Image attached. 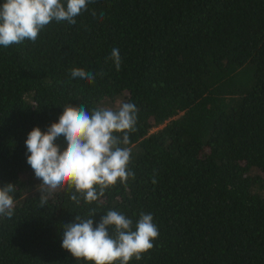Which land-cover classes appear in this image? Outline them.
<instances>
[{
	"label": "trees",
	"instance_id": "trees-1",
	"mask_svg": "<svg viewBox=\"0 0 264 264\" xmlns=\"http://www.w3.org/2000/svg\"><path fill=\"white\" fill-rule=\"evenodd\" d=\"M75 19L0 46V188L15 187L0 264H88L62 248L64 226L110 210L158 229L129 264H264V0H91ZM116 103L137 109L120 145L133 175L90 205L65 188L41 206L28 134L66 106Z\"/></svg>",
	"mask_w": 264,
	"mask_h": 264
},
{
	"label": "clouds",
	"instance_id": "clouds-1",
	"mask_svg": "<svg viewBox=\"0 0 264 264\" xmlns=\"http://www.w3.org/2000/svg\"><path fill=\"white\" fill-rule=\"evenodd\" d=\"M91 0H6L0 6V46L5 48L25 40L35 42L42 29L53 20L76 23V17L87 10ZM95 16V13L93 12ZM103 15V14H101ZM119 70L121 59L118 49L110 57ZM71 76L90 83L94 75L80 68L71 70ZM137 109L132 103H123L118 110L98 108L89 113L84 106L64 107L58 123L51 124L46 132L34 128L25 141L27 164L41 181V206L65 188L74 190L71 200L92 204L105 195V191L125 183L132 172L128 170L131 149L129 133L135 130ZM117 134H123L117 135ZM63 137V151L55 143ZM155 183V181H153ZM12 184L0 188V216L11 218L14 200ZM78 194V195H77ZM92 212V216L95 215ZM81 219L64 226L62 248L77 261L88 264H129L153 248L158 229L152 214L141 213L132 230L133 221L117 211L110 210L93 227V219ZM110 229L112 230L110 233Z\"/></svg>",
	"mask_w": 264,
	"mask_h": 264
},
{
	"label": "rangeland",
	"instance_id": "rangeland-1",
	"mask_svg": "<svg viewBox=\"0 0 264 264\" xmlns=\"http://www.w3.org/2000/svg\"><path fill=\"white\" fill-rule=\"evenodd\" d=\"M119 107H120V106H119V103H116V104L114 105V109H115V110H118ZM40 183H41V182H40ZM38 188H39V187H38Z\"/></svg>",
	"mask_w": 264,
	"mask_h": 264
}]
</instances>
